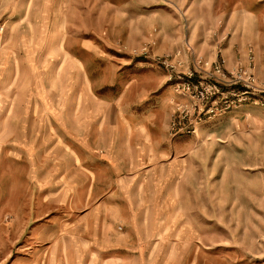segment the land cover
<instances>
[{"label":"rangeland","instance_id":"rangeland-1","mask_svg":"<svg viewBox=\"0 0 264 264\" xmlns=\"http://www.w3.org/2000/svg\"><path fill=\"white\" fill-rule=\"evenodd\" d=\"M162 36L179 41L159 52ZM179 52L245 100L197 115L156 62ZM250 64L256 90L231 76ZM153 71L174 94L169 145L190 152L158 178L109 170L87 125L124 94L135 112L127 89ZM178 107L197 131L171 139ZM89 176L111 185L78 204ZM0 264H264V0H0Z\"/></svg>","mask_w":264,"mask_h":264},{"label":"crops","instance_id":"crops-1","mask_svg":"<svg viewBox=\"0 0 264 264\" xmlns=\"http://www.w3.org/2000/svg\"><path fill=\"white\" fill-rule=\"evenodd\" d=\"M61 19L62 21L57 24V27L60 33L63 34L67 19L60 16L59 20ZM158 25L160 26V22ZM176 34H178V31H176ZM65 38L59 41L64 42ZM161 39L163 41L160 43L159 52L171 50L174 48V44L179 41L178 37L177 41L173 36H162ZM165 86V78L162 72L145 73L140 81L136 80L127 89V93H132V99H134L130 103L134 105L133 107L137 106L135 112H129L132 105L124 108L127 95L124 94L118 102L120 115L114 121H112V117L107 116H99L97 117L98 120L94 117L95 122L93 120L89 121L87 125L88 134H91L94 129L98 136L102 135L103 137L102 144L108 153L105 158L110 164H113V167L111 166L109 170L114 169L122 173L138 171V173L140 172L146 176L148 174L154 176L163 173L165 167H167V170L169 168L175 169V166L181 164L176 163L177 159L188 155L190 152V148H187L189 142L179 140L169 145L167 131L171 113L170 99L174 94L170 88ZM77 119L76 116L73 118V120ZM75 123L76 121H73V124ZM87 139L90 140L89 137ZM72 154L74 156L73 162L77 165V162H79L78 157L76 153L73 152ZM185 162L182 166L188 165V161ZM88 171H95V168L89 167ZM89 178L91 184L78 185L73 193V198L78 204L84 203L86 199L90 203V200L96 197L94 187L111 185L109 184L111 181L98 183L96 177L89 176ZM87 187H91L89 192L86 190Z\"/></svg>","mask_w":264,"mask_h":264},{"label":"built area","instance_id":"built-area-1","mask_svg":"<svg viewBox=\"0 0 264 264\" xmlns=\"http://www.w3.org/2000/svg\"><path fill=\"white\" fill-rule=\"evenodd\" d=\"M145 53H147V50ZM156 62L167 71L166 79L168 82L173 83L175 92L178 95H190V98L196 106L197 115L199 116L206 112L212 116L224 110H229L234 103L245 100L243 96L249 93L244 91L242 94L238 95L236 92H231L229 93L230 97L226 96L219 85L221 78L225 77V73L221 66L216 63L212 64L197 58L195 60L196 70L192 71L189 68H185V61H183L181 52L157 58ZM251 66L250 64L249 69L239 67L236 72L231 73V76L238 84H242L248 90H256V77ZM183 69L188 72H183ZM200 71L204 72L206 76L205 78L200 77V80L195 81V73H199ZM220 99L229 100L225 101V108H215L217 101ZM182 114L183 112H181L178 107L172 117L170 126L169 134L172 137L171 139L181 134H195L197 131L196 125H194L193 122L186 121V117Z\"/></svg>","mask_w":264,"mask_h":264}]
</instances>
